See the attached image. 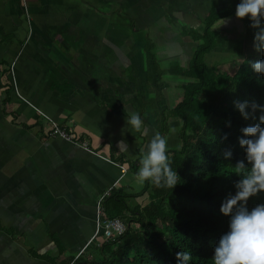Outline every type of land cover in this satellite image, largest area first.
Wrapping results in <instances>:
<instances>
[{
	"label": "crops",
	"instance_id": "0c3cea01",
	"mask_svg": "<svg viewBox=\"0 0 264 264\" xmlns=\"http://www.w3.org/2000/svg\"><path fill=\"white\" fill-rule=\"evenodd\" d=\"M231 2L0 0V264H68L93 245L85 249L100 197L130 192V162L150 141L147 130L126 126L125 111H134L120 98L142 87L110 83L116 61L161 37L151 35L158 22L197 30ZM109 16L130 17L139 35H110ZM48 119L82 135L90 151L49 136Z\"/></svg>",
	"mask_w": 264,
	"mask_h": 264
},
{
	"label": "trees",
	"instance_id": "16d2710c",
	"mask_svg": "<svg viewBox=\"0 0 264 264\" xmlns=\"http://www.w3.org/2000/svg\"><path fill=\"white\" fill-rule=\"evenodd\" d=\"M237 2L232 0L223 12L210 11L201 31L184 30L186 38L195 44L186 66L174 61L168 68L162 67L154 54L150 56L146 52L144 95L141 94V100L137 94L122 97L118 106L139 103L143 108L148 106L154 130L164 136L169 134L171 122H180L179 145L167 147L179 182L171 189L145 181L143 190L136 194L113 190L102 199L101 208L108 218L124 221L126 232L113 239L100 240L99 246L92 245L77 257L72 256L68 264H177V252L185 250L192 254L190 264H213L214 245L227 230L228 217L219 211L221 202L235 191L234 184L240 178L235 169L237 161L249 166L237 138L240 129L257 123L260 115L256 110L244 119L235 102L264 105V75L251 67L252 62L264 59V54L253 46L257 29L251 27L247 18L235 17ZM228 18L235 20L239 27L232 40L238 47L231 49L236 53L231 61H239V65L210 66L207 56L221 36L215 26L220 19ZM164 76L178 77L174 87L181 101L171 106L164 93L171 85L164 81ZM229 149L232 156L225 158L223 151ZM140 159L130 162V171L134 174ZM145 194V202L129 204V198ZM258 203H264V192L250 197L247 206L251 208Z\"/></svg>",
	"mask_w": 264,
	"mask_h": 264
},
{
	"label": "clouds",
	"instance_id": "9594fccd",
	"mask_svg": "<svg viewBox=\"0 0 264 264\" xmlns=\"http://www.w3.org/2000/svg\"><path fill=\"white\" fill-rule=\"evenodd\" d=\"M234 15L240 19L247 18L251 27L257 29L253 46L264 54V0H238ZM251 67L264 75V59L252 62ZM235 107L244 119L256 110L260 111V115L257 123L240 129L237 139L249 166L245 167L244 161H237L235 165L240 178L234 184L235 191L224 198L219 208L228 217L227 230L214 245L211 258L213 264H264V203L251 208L247 206L250 197L264 192V105L236 101ZM249 108L251 111L246 110ZM125 122L128 129L136 131L141 130L143 125L141 115L135 112L127 116ZM174 131L169 129V132ZM223 138H227V133ZM167 147V137L154 133L135 173L140 183L149 181L157 187L172 189L179 182V176L169 161ZM223 156L231 157V150L223 151ZM176 256L177 264L191 262L190 251L177 252Z\"/></svg>",
	"mask_w": 264,
	"mask_h": 264
},
{
	"label": "rangeland",
	"instance_id": "374dc122",
	"mask_svg": "<svg viewBox=\"0 0 264 264\" xmlns=\"http://www.w3.org/2000/svg\"><path fill=\"white\" fill-rule=\"evenodd\" d=\"M122 18V17H121ZM119 16H109L108 17V22L110 23L109 25V30H110V35H120L122 32L125 31L126 35L130 36H138L139 33H136L132 29L133 22L130 20V17H127L125 19V22L121 19ZM228 20V21H226ZM224 21H226L224 24H222L220 27L218 25L215 26L216 29H219L221 31V36L219 39V42L216 43L213 52L207 56V61L210 66L213 65H221L225 67H229V63H233L234 65H239V61L237 62H232L231 59H235V54L231 49L237 48L238 44L237 42H233L232 40L235 39L233 38L234 36H237L239 32V27L235 20L232 18H228ZM222 23V21H220ZM117 24L116 32H112L111 28ZM218 24V23H217ZM173 25V24H172ZM155 31H151V35H160L161 37H158L156 40H153L152 43L145 42L143 48H135L134 49V56H126V55H121L120 58L116 61V66H118V69H120L119 72H112L110 74V79L113 83V85H117L119 87L125 86L128 82L132 81H137L139 85H141V89H136L137 95H140L138 99L141 100V94L144 95L145 89H146V82H147V74L146 78L142 79L139 81V72L137 71L138 68L142 70L139 66H142L141 62H145L146 64V59L147 55L146 52L152 56V54L155 55L156 59L159 61L162 67L168 68L169 65L174 63V61L179 62L182 66H186L188 64L189 58L191 56V43L190 44H185L180 42L179 39H182L184 35H186V32H183L180 26L173 28L171 24L164 23L163 22H158L154 26ZM173 29V30H172ZM152 30V28L150 29ZM178 30H181V32H178ZM202 26L197 29V31H201ZM165 32V34H164ZM165 36V37H164ZM227 40V41H226ZM195 46V44H194ZM127 52H130V49H125ZM133 50V49H131ZM233 52V53H232ZM164 81H169L171 87L169 89H166L164 91L167 102L168 104L174 105L176 102L178 103L181 101V98L178 95V90L174 87L175 84H177L178 77L175 76H164L163 77ZM126 82V83H125ZM144 91V92H143ZM124 98V97H123ZM123 109V106H120ZM127 109H132L135 113H140L141 119L147 117V119L151 120V116L147 113V110H150L148 106H145L144 108L141 107V104H137L135 106H127ZM145 111V112H144ZM133 112V113H134ZM132 114L129 112V115ZM145 121V120H144ZM152 121V120H151ZM179 124L180 122H171V129H175L174 132H169V134L166 136L167 137V145L168 148H173L177 147L179 145ZM159 125V124H158ZM149 126V125H148ZM145 131L147 130L150 139L152 138V135L156 133L154 129L155 127H150V129H146V126H142ZM159 129V128H157ZM155 131V132H154ZM79 137H83L82 135L78 134ZM89 145V143L87 142ZM148 144L146 143V147ZM146 149V148H145ZM142 158L140 154H138V158ZM135 177V175H132V177ZM124 185H127L130 183L128 182V178L123 182ZM144 188V182L140 183L138 180H132L131 182V187H130V192L125 191L127 193H134L140 192ZM145 198L147 199V194L142 195L137 198H129L128 202L131 205H135L137 203H143L145 202ZM99 240H103V238L100 237ZM94 245V244H93ZM91 248V247H90ZM89 248V249H90ZM49 256V255H48ZM46 257L47 259H50L49 257ZM51 261L55 260L54 258L51 257Z\"/></svg>",
	"mask_w": 264,
	"mask_h": 264
},
{
	"label": "built area",
	"instance_id": "2783aa9c",
	"mask_svg": "<svg viewBox=\"0 0 264 264\" xmlns=\"http://www.w3.org/2000/svg\"><path fill=\"white\" fill-rule=\"evenodd\" d=\"M49 120V129L48 134L51 137L59 138L64 141L73 143L84 150L90 151L89 145L86 141H83L81 137H79L73 131H70L66 128L61 127L55 121ZM108 193L102 195L98 201L97 209H96V219H95V232L92 239L89 241L88 245L85 247H89V245L93 242V244L100 245V237L103 239H113L118 236L123 235L127 230V225L120 218H108L102 208L101 201L107 196Z\"/></svg>",
	"mask_w": 264,
	"mask_h": 264
}]
</instances>
